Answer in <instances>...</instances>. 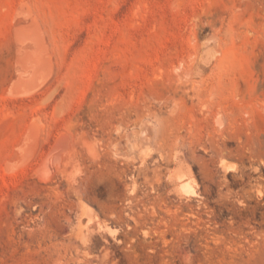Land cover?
Returning <instances> with one entry per match:
<instances>
[{
    "label": "rangeland",
    "instance_id": "obj_1",
    "mask_svg": "<svg viewBox=\"0 0 264 264\" xmlns=\"http://www.w3.org/2000/svg\"><path fill=\"white\" fill-rule=\"evenodd\" d=\"M0 264H264V0H0Z\"/></svg>",
    "mask_w": 264,
    "mask_h": 264
},
{
    "label": "bare ground",
    "instance_id": "obj_2",
    "mask_svg": "<svg viewBox=\"0 0 264 264\" xmlns=\"http://www.w3.org/2000/svg\"><path fill=\"white\" fill-rule=\"evenodd\" d=\"M22 14L26 19L32 17L30 11L28 10H22ZM13 31H14V36H15L14 39L18 51L17 53L18 59L16 64L18 79L10 87L9 95L12 97H26L32 95L37 90H40L39 88H41L42 86H44L45 83H47L48 79L51 76V73L54 71H52L53 69L51 68V66L46 63L48 60L46 51L48 49L47 50L45 49L44 36L39 31L38 26H36L34 23L27 26L15 25ZM32 135L33 134L27 135L28 137L26 136L27 137L26 142L23 139V143L25 142L23 147L20 145L21 146L20 150H22L20 151V153L22 152L23 158L22 160L19 159V161H22L21 164L23 165L29 162V159L34 154V150H36L34 140L38 141L39 137L37 135L36 138V136H32ZM33 137L36 139H33ZM60 141H62V139L59 140V143ZM221 166L225 171H228L233 168L230 164L227 163H222ZM83 210L87 214L92 213V210L86 205H83ZM83 237H85V241H84L85 245L93 242V235L91 233L84 234Z\"/></svg>",
    "mask_w": 264,
    "mask_h": 264
}]
</instances>
